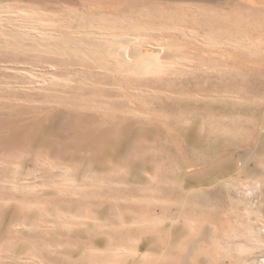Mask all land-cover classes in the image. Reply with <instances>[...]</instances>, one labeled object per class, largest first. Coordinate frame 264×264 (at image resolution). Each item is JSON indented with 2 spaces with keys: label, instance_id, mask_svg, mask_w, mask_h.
I'll use <instances>...</instances> for the list:
<instances>
[{
  "label": "bare ground",
  "instance_id": "obj_1",
  "mask_svg": "<svg viewBox=\"0 0 264 264\" xmlns=\"http://www.w3.org/2000/svg\"><path fill=\"white\" fill-rule=\"evenodd\" d=\"M58 4L39 9L56 12ZM0 14L11 18V29L0 27V140H57L51 190L38 192L31 172L0 177L3 231L12 226L6 214L26 217L13 263L264 264V166H249L257 149L264 153V7H250L234 27L215 16L204 34L169 18L127 26L125 38L64 32L46 13L17 23L12 17L25 13ZM99 15L113 26L123 21ZM99 15L85 19L98 25ZM245 96L254 105L242 110L236 102ZM250 115L255 122L243 119ZM160 117L171 132L153 123ZM170 133L185 139L183 151L144 142ZM245 146L254 153L239 155ZM41 160L35 154V166ZM195 166L202 168L187 171ZM254 187L248 230H232L226 201ZM62 238L76 249H55ZM153 243L160 250L141 260Z\"/></svg>",
  "mask_w": 264,
  "mask_h": 264
},
{
  "label": "rangeland",
  "instance_id": "obj_2",
  "mask_svg": "<svg viewBox=\"0 0 264 264\" xmlns=\"http://www.w3.org/2000/svg\"><path fill=\"white\" fill-rule=\"evenodd\" d=\"M51 1H53L54 3H60L58 4L56 12L44 11L43 9H39L45 8V4ZM254 6L264 7V0H0V12L4 10H13L20 11L22 14L25 13V16L22 17H12V20L16 23L24 22L27 19H33V17L38 18V16H41L42 13H46L47 18L49 16V19L51 18L53 22L57 19L61 20L60 23L56 24V27L57 29L63 30L64 32H70L73 34L79 31H93L98 32L99 34L101 33V35H110L113 38H125L126 36L123 34L127 32V26H140L142 24L149 25L148 27H154L157 23L165 21V19L169 18H172L173 22L182 21V19H188L189 22L187 23V25L195 26L199 34H204L205 32L211 31V23H213L212 20L215 16L220 17L222 20L228 19L226 22V24H228V27H234L236 23L242 20V15H246V10ZM194 12L196 14H194ZM92 13H98V15L99 13L106 15L117 14L122 18L123 21H121L119 25L113 26L110 25L108 21L104 22L103 20H101V16L99 15L98 19L96 20V22L98 21V25L91 26V23L88 22L89 19L87 20L85 18ZM229 17L232 18V21H229ZM9 19L11 18H5L3 16L2 19H0V27L4 29H11L10 27H8ZM85 20H87V24L82 25L85 24ZM3 24H5L6 27H4ZM81 25L84 27L79 28V26ZM147 32L150 33V31ZM131 35L137 37L139 34L132 33ZM196 45H198V42ZM79 46L84 47L83 45ZM198 47L202 49L206 48V50L208 51L210 50L209 47H205L202 44H199ZM209 72H212V70H209ZM76 76L84 78L90 77L80 73H78V75ZM205 86H207V84H205ZM263 92L261 93V95L263 94ZM1 93L2 92L0 91V94ZM249 98L250 97L245 96L243 97V99L237 101L236 105H238V108L240 107L242 110H245L252 107L254 104L250 101ZM215 105L217 106V108H219L222 106V103L219 102ZM260 106L263 107V105ZM25 108L28 111L34 110V107H32L31 104H27ZM203 111H205V109ZM248 117L250 120L252 119V121L255 122L256 119L252 115L246 116L243 119H247ZM153 123L159 125L167 132H171V129H168L169 124L164 121V117L157 118ZM167 135L168 136L166 137H155L143 140L146 145H154L158 149H164V152H166V150L174 151V153L183 151V148L186 145L185 139L177 137L171 133ZM55 143H57V140L55 138L37 142L36 145L32 146L27 139H22V141L20 142H14L11 138L0 140V162H5V166L0 168V177L5 176L6 178H13L15 176H26L29 172H31L33 180L29 181V183L31 184L33 182V184H35V186L33 185V187H35L38 192H41L42 190H51L52 186L50 184L51 182L49 178L53 175V173H56L57 171L52 172L50 167L54 166L58 162L56 160V157L52 156L51 147L53 148V144ZM254 151L255 150H253L252 148L245 146L241 147L237 151V153L243 157H246L247 155H252ZM256 152H259V155L256 157V159L254 158V160L249 162V166L263 167L264 153L261 152L260 149H257ZM26 153H29L30 155L27 156ZM35 154H38L39 157L42 158L40 166H35L34 164ZM122 155L124 154L122 153ZM24 159L25 162L23 161ZM77 159L84 160V154L80 155ZM72 164V167L77 166L76 163L73 165ZM199 168L202 167H189L187 168V171H195V169ZM4 184L8 186L11 183H9L8 181ZM4 184L2 183V185ZM173 186L174 184L171 183H168L167 185L169 189H172ZM7 192L8 191H6L5 193ZM237 194L238 193L234 194V197H236L234 200L230 198L229 201H226L227 204H230V207H232L229 216L230 228L232 227V230H237V228L241 225V227L238 228L239 231H245L248 227L247 223L249 224V218L251 219L256 214L255 212H253L255 209H253L251 205L256 201V199L258 201L259 190L254 187L250 196H247L246 198H243L240 194ZM252 197H254L255 199ZM163 204L171 213L176 212V206L174 205V202L170 199V197L164 198ZM246 205L248 208L245 207ZM0 207V215H2L3 209L5 208H3V206ZM248 212H250V215H247ZM6 215L7 217H4L6 229L7 226L10 227L11 224L12 226L14 225V227L11 226V231L6 232L3 231L4 227H2V225L4 226V221L0 224V264H18V262L13 263V261H11L9 257H11L14 253V249L12 247L15 248V243L23 238L21 232L23 231L22 225L26 222V217H24V214L21 213V211L14 214L12 213V215ZM0 218H2V216H0ZM0 221H2V219H0ZM245 221L247 222L246 224ZM165 224L166 226L171 225L168 221ZM164 234H167V232L163 233V235ZM28 240L33 241V236L32 238L29 237ZM61 240V244H59V246H56L55 249H62L66 245L71 246V248L73 249L75 248L74 243H69L67 238H62ZM227 240H229V247L231 248L234 245L232 243L234 239L232 236H230L229 238H227ZM14 241L16 242L14 243ZM12 243L14 244V246ZM47 246H49V248L51 247L49 243H47ZM204 247L208 248L209 246L207 244H204ZM225 247L227 248L228 246ZM160 248H158L157 245L153 243L142 249L138 253V256L140 255L141 260H144L154 252H158ZM23 256L25 257L26 254H24Z\"/></svg>",
  "mask_w": 264,
  "mask_h": 264
}]
</instances>
